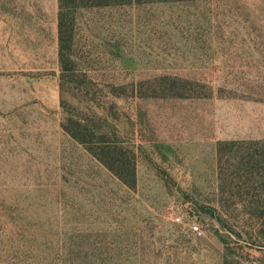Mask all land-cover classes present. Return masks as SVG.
<instances>
[{
    "label": "rangeland",
    "instance_id": "374dc122",
    "mask_svg": "<svg viewBox=\"0 0 264 264\" xmlns=\"http://www.w3.org/2000/svg\"><path fill=\"white\" fill-rule=\"evenodd\" d=\"M58 17L0 0V264H264V0Z\"/></svg>",
    "mask_w": 264,
    "mask_h": 264
},
{
    "label": "trees",
    "instance_id": "16d2710c",
    "mask_svg": "<svg viewBox=\"0 0 264 264\" xmlns=\"http://www.w3.org/2000/svg\"><path fill=\"white\" fill-rule=\"evenodd\" d=\"M132 0H59L58 35H59V60L63 74L70 72L69 64L74 63L69 51L73 46L75 35V12L79 8L102 7L126 4ZM81 125V123H80ZM68 131V130H67ZM68 134L78 143L85 145V141L77 134L68 131ZM122 147L117 144L106 145L103 158L89 148V152L97 157L112 173L124 184L134 187L136 184V166L133 159L124 160L119 152Z\"/></svg>",
    "mask_w": 264,
    "mask_h": 264
},
{
    "label": "built area",
    "instance_id": "2783aa9c",
    "mask_svg": "<svg viewBox=\"0 0 264 264\" xmlns=\"http://www.w3.org/2000/svg\"><path fill=\"white\" fill-rule=\"evenodd\" d=\"M180 220H181L180 218H177V221H178V222H179ZM193 229H194V232H195V233L201 235V231H200L199 227L195 226Z\"/></svg>",
    "mask_w": 264,
    "mask_h": 264
}]
</instances>
